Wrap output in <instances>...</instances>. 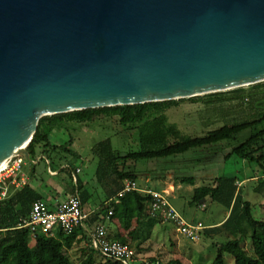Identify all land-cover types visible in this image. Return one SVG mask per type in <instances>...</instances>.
Returning <instances> with one entry per match:
<instances>
[{"label":"water","instance_id":"water-1","mask_svg":"<svg viewBox=\"0 0 264 264\" xmlns=\"http://www.w3.org/2000/svg\"><path fill=\"white\" fill-rule=\"evenodd\" d=\"M264 82V0H0V170L42 118Z\"/></svg>","mask_w":264,"mask_h":264},{"label":"trees","instance_id":"trees-1","mask_svg":"<svg viewBox=\"0 0 264 264\" xmlns=\"http://www.w3.org/2000/svg\"><path fill=\"white\" fill-rule=\"evenodd\" d=\"M264 86L263 83L252 85L253 88ZM243 88L190 98L191 101L200 100L203 97H217L228 93H242ZM146 103L138 105H126L90 109L66 114L47 116L40 120L36 134L27 146L30 159L22 156L32 165V175L39 163L35 161L40 157L38 148L51 147L50 139L56 130L63 127L65 121L79 123L92 122L100 116H117L120 124L129 129H137L139 132V150L122 154L117 152L111 139L99 142L93 147V154L97 160L95 180L101 186H107L105 199L101 201L95 210V221L105 220L111 209L114 211L112 219H117L127 234L123 238H117L125 245L130 246L129 239L138 238L141 233L150 232L153 226L162 221L153 218L149 214V205L152 196L138 191L125 193L119 203H109V200L124 189L127 181H137L135 172L126 171V163L137 164L140 161H156L175 157L186 156L197 150L222 146L225 143H233L231 151L225 156V161L236 158L246 161L249 165L258 167L261 177L257 181L256 193L264 195V106L256 117H250L244 121L224 126L209 131L203 136L192 137L184 140H176L178 132L174 125L168 122L164 114L156 115L164 108L175 105L179 101ZM264 104V103H263ZM245 138H241L244 133ZM56 151V148H53ZM43 158V157H42ZM56 170L65 172L66 167L57 165L51 155L46 158ZM69 178L74 181V194H78L83 207L88 206L94 197V192L86 186L76 171L77 165L68 163ZM195 178L184 179L183 183L195 185ZM241 182L237 177L221 176L215 179L214 186L198 187L194 189L191 206L203 205L210 199L213 203L223 206L229 211V216L219 226L205 230V236L213 234H227L231 238L222 243L217 249V256L212 264H228L225 256L233 258L234 264H264V221L255 218L252 205L244 199ZM103 194V195H104ZM44 196L30 184L17 190L7 200L0 202V264H73L69 251L75 245H83V253L87 255L83 264H95L98 255L106 264H121L102 257L90 247V235L86 228H78L74 233L66 235L58 232L55 236L37 234L34 238L35 245L30 247L31 234L28 230H15L20 221L27 218L33 203L44 200ZM94 221V222H95ZM90 222V218H89ZM88 222V226L90 224ZM202 234V235H203ZM249 239L252 247V255L244 248L243 243ZM131 247V246H130ZM140 248V247H139ZM138 248V249H139ZM134 264H147L137 263ZM157 264H160L157 262ZM171 264H182L175 260Z\"/></svg>","mask_w":264,"mask_h":264},{"label":"rangeland","instance_id":"rangeland-1","mask_svg":"<svg viewBox=\"0 0 264 264\" xmlns=\"http://www.w3.org/2000/svg\"><path fill=\"white\" fill-rule=\"evenodd\" d=\"M243 91L211 98L203 97L196 101L189 99L179 101L156 115L164 114L168 122L174 125L178 132L176 140L203 136L225 124L256 117L262 111L264 86L259 88L247 86L243 87ZM247 135L246 132L241 138ZM106 139H111L114 149L122 154L137 152L140 148L138 130L123 127L117 116H100L86 123L65 121L63 127L56 130L51 137V147L38 148L40 157L35 163L39 164L34 175H32V164L26 161L18 181L21 182L24 178L25 183L49 195L52 197L50 199L64 200L74 195V181L68 175L70 171L68 163H73L80 169L79 178L91 192H94L93 201L98 206L105 199L103 190H106L107 186H101L95 180L97 160L92 150L96 144ZM233 145V143H225L222 146L197 150L186 156L169 159L140 161L137 164L128 162L125 167L126 171L137 174L136 183L141 190L150 187L163 191L172 186L175 192L169 195V199L173 206L186 220L196 219L207 225L221 222L229 211L210 199L203 203L204 210L191 206L194 189L213 187L215 179L221 176L237 177L241 182L239 185L244 199L252 205L255 218L264 221V195L255 192L261 173L257 166L249 165L246 161L232 158L226 162L224 158L230 153ZM54 147L56 151L53 150ZM50 155L57 165L66 167L65 172H59V168L56 170L52 166L51 161L46 159ZM191 177L195 178V185L183 183L184 179ZM8 186L12 194L22 189L17 185L8 184ZM173 188L170 191H173ZM175 196L177 198L173 199ZM112 228L114 231L119 230L116 225ZM230 238L227 234H213L208 237L203 234L199 241L191 243L178 234L171 224L161 222L155 224L150 232L141 233L134 240L129 239V244L136 252L137 263L171 264L178 260L182 264H212L219 246ZM29 245L34 247L33 237H30ZM243 246L252 255L249 239L244 241ZM85 247V244L75 245L69 251L73 264H83L87 257L83 253ZM95 259V264H106L98 255ZM225 259L228 264H234L233 258L229 255H226Z\"/></svg>","mask_w":264,"mask_h":264},{"label":"built area","instance_id":"built-area-1","mask_svg":"<svg viewBox=\"0 0 264 264\" xmlns=\"http://www.w3.org/2000/svg\"><path fill=\"white\" fill-rule=\"evenodd\" d=\"M26 161L23 157H18L13 163L0 170V202L7 200L12 192L8 184L17 185L23 188L27 183L23 178L18 181ZM80 173V169L76 171ZM130 191H138L152 196L149 205V214L151 217L161 220L166 224H171L176 232L182 235L191 243L200 240L207 227L202 222H190L173 206L169 199V193L158 191L141 190L134 181H127L124 189L120 191L115 198L109 200V203H119V199ZM198 209H205V205H199ZM113 209L106 216L107 220L112 219ZM90 215L84 211L81 199L76 193L67 200L55 206L49 205L44 200H37L33 203L30 214L27 218L20 221L15 230H28L32 237L37 234L46 236H55L58 232L66 235L72 234L78 228H86L90 235V247L98 252L107 260L119 262L121 264H134L137 262L136 252L128 245L119 241L111 240L106 223L99 221L93 227L88 226Z\"/></svg>","mask_w":264,"mask_h":264},{"label":"crops","instance_id":"crops-1","mask_svg":"<svg viewBox=\"0 0 264 264\" xmlns=\"http://www.w3.org/2000/svg\"><path fill=\"white\" fill-rule=\"evenodd\" d=\"M171 188H173L172 186L171 187H169V188H167V189H164L163 191H167L168 193H169V195H173V193L175 192V189L173 188V191H170V189ZM144 191H147V192H149V191H158V192H163V191H160V190H157V189H153V188H146V189H143ZM42 193V192H41ZM42 195L44 196L43 198H45V201L49 204V205H51V206H55V205H57V204H59V203H62V202H64L65 200H67L69 197H67V198H65L64 200H60L59 198H57V199H50V198H52V197H50L49 195H45L44 193H42ZM175 198H177L176 196L173 198V199H175ZM172 199V200H173ZM94 198L91 200V203L88 205V206H84L83 208H84V211L87 213V214H89L90 215V222H89V224H90V227H93L94 226V224H96L97 222H99V221H95L94 220V218H95V214H93V213H95V210L99 207V205L97 206V205H95L94 204ZM228 216H229V213L227 214V216L225 217V219L224 220H222L221 222H219V223H217V224H213V225H207V224H204L203 222V224L207 227V229H209V228H213V227H216V226H219V225H221L225 220H226V218H228ZM95 221V222H94ZM105 223H106V228H107V232H108V235H109V237H110V239L111 240H116L117 238H123V237H125V235H126V231H125V229L122 227V225L120 224V222L117 220V219H110V220H107L106 218H105V220H103ZM190 221V220H189ZM190 222H201V221H199V220H196V219H192ZM114 225H116V227H118L119 228V230L117 231H114L113 230V226Z\"/></svg>","mask_w":264,"mask_h":264}]
</instances>
